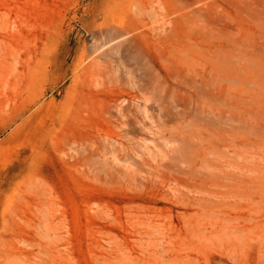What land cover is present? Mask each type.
Masks as SVG:
<instances>
[{"label":"rangeland","instance_id":"rangeland-1","mask_svg":"<svg viewBox=\"0 0 264 264\" xmlns=\"http://www.w3.org/2000/svg\"><path fill=\"white\" fill-rule=\"evenodd\" d=\"M0 264H264V0H0Z\"/></svg>","mask_w":264,"mask_h":264},{"label":"bare ground","instance_id":"bare-ground-1","mask_svg":"<svg viewBox=\"0 0 264 264\" xmlns=\"http://www.w3.org/2000/svg\"><path fill=\"white\" fill-rule=\"evenodd\" d=\"M223 44V43H222ZM224 66V65H223ZM194 132V131H193ZM189 133V132H188ZM224 133H225V131L224 130H222V129H218V130H216L215 131V135H216V137H217V140L218 141H220L221 142V144H223V145H225L226 143H227V140L225 139V137H224ZM197 140V139H196ZM186 145V144H185ZM191 148V147H190ZM159 149V148H158ZM168 149V148H167ZM189 149V148H188ZM219 151V150H218ZM191 154V153H190ZM157 157L158 156H156V159H157ZM179 156H178V160H179ZM186 161V160H185ZM130 162V161H129ZM180 162H181V160H180ZM187 162V161H186ZM132 163V162H131ZM146 166V165H145ZM151 171V170H150ZM144 172V171H143ZM177 173H178V171H177ZM174 182V181H173ZM171 183V182H170ZM172 189V188H171ZM170 189V190H171ZM178 195V194H177ZM178 199V198H177Z\"/></svg>","mask_w":264,"mask_h":264}]
</instances>
